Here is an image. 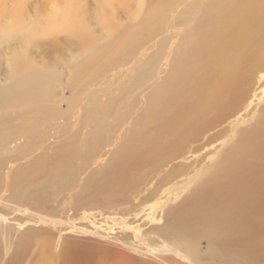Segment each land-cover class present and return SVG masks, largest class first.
<instances>
[{"label":"rangeland","instance_id":"rangeland-1","mask_svg":"<svg viewBox=\"0 0 264 264\" xmlns=\"http://www.w3.org/2000/svg\"><path fill=\"white\" fill-rule=\"evenodd\" d=\"M64 1L0 0V90L14 84L16 51L33 60L25 75L44 78L34 101L0 106V264H43L51 234L61 248L66 236L145 232L165 219L161 203L199 188L224 160L234 168L230 179L252 165L264 170V158L248 152L247 135L249 128L264 130V0H231L175 59L174 47L194 33L210 0H67L95 43L94 55L77 69L70 64L83 55L78 39L45 32L46 10ZM15 3L18 26L8 12ZM155 55L160 69L137 83ZM229 73L233 83L221 91ZM153 88L160 111L143 125L140 99ZM127 138L141 153L123 178L98 200L67 205L83 178L109 169ZM80 227L94 233L81 234Z\"/></svg>","mask_w":264,"mask_h":264},{"label":"bare ground","instance_id":"bare-ground-1","mask_svg":"<svg viewBox=\"0 0 264 264\" xmlns=\"http://www.w3.org/2000/svg\"><path fill=\"white\" fill-rule=\"evenodd\" d=\"M230 1L210 0L201 6L193 25L194 33L174 47V59L178 53H186L193 47L195 33L202 29L205 32L213 26ZM8 12L15 25L22 24L18 4L15 3ZM44 22L45 32H68L78 39L83 55L73 57L70 64L76 69L83 67L94 55L95 43L73 17L67 0L55 3L48 12L46 10ZM39 24L38 19L32 23L33 34ZM14 53L10 73L14 84L0 90V106L3 107L17 98L22 100L19 102L21 105L32 102L43 89V77L24 74V70L33 66V60L22 51ZM160 56L155 55L151 65L140 72L137 83L149 79L154 71L160 69ZM232 75L226 74L220 81L221 91L230 88L234 80ZM142 96L139 119L145 125L159 113L160 109H154V106L160 104V98L155 88ZM132 130L129 128L128 133ZM247 135L250 139L248 152L264 158V130L249 128ZM127 139L122 143L120 141V148L125 145V149L111 159L109 169L93 174V179L83 178L69 196L67 205L98 200L115 179L123 178L140 152L135 150L136 146L134 149L136 142L132 144ZM244 164L242 162V166ZM252 166L250 170H244L247 172L245 176L230 179L227 174L234 168L225 160L220 162L215 174L199 188L174 198L171 204L161 203L162 207L166 206L165 219L152 222L145 232L134 230L133 234L126 233L125 237L109 238L84 235L93 237L81 240L66 236L67 246L61 248L54 239L55 235L51 234L46 241V259H40L43 264H253L255 261L264 264V170H256ZM202 187L216 190L206 195V192L200 191ZM78 232L94 233L87 227H80Z\"/></svg>","mask_w":264,"mask_h":264}]
</instances>
